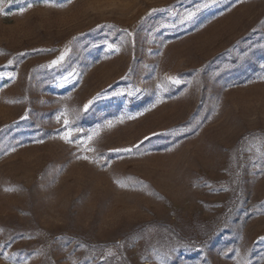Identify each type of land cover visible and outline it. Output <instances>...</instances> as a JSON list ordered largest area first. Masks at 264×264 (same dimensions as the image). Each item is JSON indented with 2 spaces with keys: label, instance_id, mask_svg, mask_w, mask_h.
Instances as JSON below:
<instances>
[{
  "label": "rangeland",
  "instance_id": "1",
  "mask_svg": "<svg viewBox=\"0 0 264 264\" xmlns=\"http://www.w3.org/2000/svg\"><path fill=\"white\" fill-rule=\"evenodd\" d=\"M0 264H264V0H0Z\"/></svg>",
  "mask_w": 264,
  "mask_h": 264
}]
</instances>
